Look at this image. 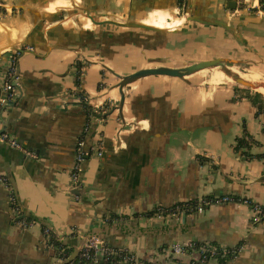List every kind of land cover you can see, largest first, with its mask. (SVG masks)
I'll use <instances>...</instances> for the list:
<instances>
[{"label": "crops", "instance_id": "crops-1", "mask_svg": "<svg viewBox=\"0 0 264 264\" xmlns=\"http://www.w3.org/2000/svg\"><path fill=\"white\" fill-rule=\"evenodd\" d=\"M177 1L0 0V77L3 52L19 53L18 100L0 107V131L33 154L0 143V176L37 219L22 216L35 224L17 226L0 182V264L58 261L43 228L62 236L69 253L86 232L83 245L95 237L141 258L191 240L243 246L229 264H264V210L258 219L247 204L227 202L177 219L156 214L224 195L264 208V112L250 91L196 73L149 75L123 87L119 108L120 77L143 68L221 57L264 73L258 0H235L234 9L231 0H188L170 19L182 10ZM212 17L228 28L204 22ZM90 112L102 120L86 131ZM81 137L100 149L80 180L95 189L75 195L70 170ZM154 263L167 264L162 255Z\"/></svg>", "mask_w": 264, "mask_h": 264}, {"label": "built area", "instance_id": "built-area-1", "mask_svg": "<svg viewBox=\"0 0 264 264\" xmlns=\"http://www.w3.org/2000/svg\"><path fill=\"white\" fill-rule=\"evenodd\" d=\"M259 1L260 0H258V2ZM238 2L244 4L245 0H238ZM3 56L5 59V65L4 70L1 72L0 87L2 92L5 94V98L0 100V107L6 105L14 106L17 104L19 94V53L16 50H7L3 53ZM100 120L102 119L99 116L90 115L89 120L86 122L85 130L87 131L89 124ZM0 143H5L11 148L17 149L29 156H33L31 152L25 149L11 135L7 133L3 132L0 134ZM99 149V143L95 142L94 144L88 146L84 137H81L76 141L74 161L70 170V177L73 187L80 185L82 172L81 167L84 159L93 152L97 151L98 153ZM0 182L4 183L8 187V203L12 212L13 222L21 228L33 226L35 224L33 220H28L22 217V212L16 197L12 188L6 182V179L0 176ZM227 202L247 204L256 213L258 219L263 213V209L258 204H255L246 198L234 195H224L214 197L212 199L204 198L197 200L193 206H190V203H187L176 204L173 207L166 209L161 207L157 209L156 214L157 216L161 217L166 216L177 219L180 216L186 215L188 213L202 211L206 205ZM42 232L44 244L53 249L54 256L57 258V260L60 261L65 259L69 255V252L67 251V247L63 244L64 238L62 236L53 234L48 228H43ZM56 242L59 244H55ZM242 251L243 246L241 245L235 247H223L208 242L197 243L187 240L184 242L173 243L164 249H159L158 252H149L145 258H141L131 251L124 249H114L101 244L95 237H90L82 246L77 257L69 262V264H156L154 261L159 255H162L167 264H229L230 260L236 258ZM217 255L225 259L224 262L220 263L216 257ZM112 256H114L115 259L109 263V259ZM182 257H186L187 261L184 262Z\"/></svg>", "mask_w": 264, "mask_h": 264}, {"label": "water", "instance_id": "water-1", "mask_svg": "<svg viewBox=\"0 0 264 264\" xmlns=\"http://www.w3.org/2000/svg\"><path fill=\"white\" fill-rule=\"evenodd\" d=\"M235 7H236V1L235 0H231L228 2V8L234 9ZM204 22L206 24H209V25L223 27L226 29L228 28V24L225 21L217 19V18L212 17V18H209L208 20H205ZM128 26H137V27L145 28V29L154 28V27H150L148 25H143V24H135V25H128ZM227 61L231 62V60H228L226 58L216 57V58H211V59L200 60L197 62H192L190 64H187L186 66H182V67H178V68L167 67V66H159L156 68H143V69L136 70L130 74L123 75L120 77V80L118 82V87H119V91L121 94L120 107L119 108H121V105H122L123 100H124V95L122 93L123 87L134 82V81H136V80H138V79H140V78H142V77L149 76V75H165V76H169V77L181 78V77L189 76L193 73H196L198 71L208 69L211 67H220L222 69V72L224 74L230 76L235 84L241 85V86L246 87V88H253V89H255L259 86L264 87V83H260L258 81L252 82L250 80L242 78L240 75H238L236 73L230 72V70H229L230 68L227 67V65H226ZM3 98H5L4 93H3ZM93 129H94V125H92L90 127L89 134H90V132H92ZM0 133H2V132L0 131ZM87 160H88V157H86L84 159V162L82 164L81 177L83 174V170L86 166ZM259 180H264V175L261 176L259 178ZM11 186H12V184H11ZM11 188H12L13 193H14L16 200H17L15 188L13 186ZM94 189L95 188L93 186H87V187L83 188V187H80V185H77L76 187L72 188L70 190V192L72 194H75V195H80L82 192H87L89 190H94ZM18 205L21 209L22 216L31 218L35 221L37 220L36 218L32 217L22 206H20L19 203H18ZM263 219H264V216H263ZM82 236H83V238L80 239L77 244L71 245L72 251L69 253V255L65 259L60 260V261H56L55 263H52V264H69V262L74 260L77 257L79 251L81 250L82 245L85 242V239L87 237H89V235L86 232ZM63 244H64V242H63ZM52 254H53V252H52Z\"/></svg>", "mask_w": 264, "mask_h": 264}, {"label": "rangeland", "instance_id": "rangeland-1", "mask_svg": "<svg viewBox=\"0 0 264 264\" xmlns=\"http://www.w3.org/2000/svg\"><path fill=\"white\" fill-rule=\"evenodd\" d=\"M182 11L183 10H178V13L177 12L171 13L170 19L174 18V16L177 17V18L180 17L181 15H183V14H181ZM226 65H227V67L232 68L234 71L242 73V75L244 77L252 78L253 76H255L256 79H257L255 81H258L260 83H264V73L263 72L262 73H258V72H254L252 70L246 69L245 68L246 66L242 63L241 59H240V62H238V63L237 62H232V61L231 62L227 61ZM219 70L222 73V69L220 67H211V68L204 69V70L196 72V75H201L207 81L210 80L211 82L214 83L215 76L217 75L216 71H218V73H220ZM214 84L215 85L229 84V85H233V86H240V88L241 87L245 88V90L248 89L250 92H258V93L262 94L260 91H256V89L246 88V87H243L241 85L235 84L234 81H229V80H226V79L224 81H222L221 83H214Z\"/></svg>", "mask_w": 264, "mask_h": 264}, {"label": "trees", "instance_id": "trees-1", "mask_svg": "<svg viewBox=\"0 0 264 264\" xmlns=\"http://www.w3.org/2000/svg\"><path fill=\"white\" fill-rule=\"evenodd\" d=\"M187 2H188V0H178V1H177V5H178L179 7H181V9H182L183 11H185V10H186V7H187ZM258 4H259V7H260V8H264V0H260ZM250 10H251V9H250ZM252 10H254V9H252ZM244 90H245V89H244ZM246 91L249 92L248 89H246ZM246 96L251 100V102L256 106V108H257L259 111L264 112V96H263L262 94H260V93H258V92H250V93H247ZM90 115H92V116H98V114H95V113H93V112H90ZM236 146H246V140H245L244 138H238V139L236 140ZM189 205H190V206H193V205H194V202H193V203H190ZM172 207H173V206H172ZM262 209L264 210L263 207H262ZM55 244H59V243L56 242ZM68 250H69V249H67V251H68ZM216 257L218 258V260H219L220 263L224 262V260H225V259L221 258V256H219V255H217ZM114 259H115V257L112 256V257L109 259V263H110L111 261H113Z\"/></svg>", "mask_w": 264, "mask_h": 264}, {"label": "bare ground", "instance_id": "bare-ground-1", "mask_svg": "<svg viewBox=\"0 0 264 264\" xmlns=\"http://www.w3.org/2000/svg\"><path fill=\"white\" fill-rule=\"evenodd\" d=\"M4 52H5V51H4ZM4 52H3V53H4ZM229 70H230V72H232V73H236V74L240 75V76H241L242 78H244V79L250 80V81H252V82H256L253 78H247V77H244V76L242 75V73L237 72V71H234L232 68H230ZM216 72H217V75L215 76L214 83H221V82L224 81L225 79H226V80H229V81H233L232 78H231L230 76L224 74L223 72L221 73L220 70H219L220 73H218V71H216ZM214 74H215V73H214ZM255 89H256V91H260V92L264 95V87H263V86H259V87L255 88Z\"/></svg>", "mask_w": 264, "mask_h": 264}]
</instances>
